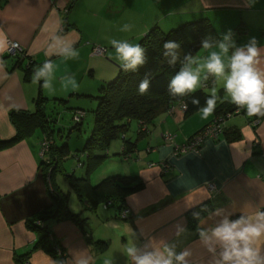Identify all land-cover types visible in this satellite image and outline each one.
I'll return each instance as SVG.
<instances>
[{
  "label": "crops",
  "instance_id": "obj_1",
  "mask_svg": "<svg viewBox=\"0 0 264 264\" xmlns=\"http://www.w3.org/2000/svg\"><path fill=\"white\" fill-rule=\"evenodd\" d=\"M199 19H207L218 35L231 29L240 44L255 36L264 45V0L254 5L248 0H0V45L14 41L25 52L20 60L0 52V140L18 134L13 111L36 115L41 108L46 115L49 102L73 97L78 100L76 108L87 103L89 108L94 106L93 111L96 103L88 96L98 94L121 68L111 40L138 43L153 27L168 32ZM53 37L73 42L78 57L65 60L53 54L61 46ZM94 46H101L103 55H94ZM198 53L206 55L204 50ZM259 60L264 69V51ZM46 61L54 66L57 77L54 95L48 94L42 82L33 81L35 69ZM68 77L75 78L76 87L61 86ZM212 86L208 83L204 92L208 94ZM218 95L223 97V89ZM229 104L218 102L217 107ZM215 116L214 112L205 120L198 110L166 112L147 125L142 135L137 133L138 122L131 121L133 133L125 139L136 142L132 159L118 155L120 144H114L116 149L107 152L90 180L95 186L106 177L125 175L140 178L143 187L125 196L120 211L114 203L91 209L77 196L75 208L70 209L74 193L68 186V206L75 217L45 221L54 239H50L52 246L61 251L56 253L39 244V234L29 225L52 204L39 170L43 135L32 138L40 125L12 145L0 146V264H18L17 258L28 252L30 264H106L112 259L113 264H126L120 250L128 245L133 231L140 247L175 242L178 250L191 249L194 264H210L211 256L198 240V223L203 220L204 226H210L214 221L208 219L209 213L216 208L236 211L238 216L240 211L264 206V116L233 114L225 121V131L237 130L238 139L228 140L222 134L204 140L197 151L175 152V145L186 144ZM168 132L173 134L171 142L163 136ZM124 148L123 144L121 152ZM210 184L216 186L215 191L209 189ZM205 204L213 208L195 220L192 210ZM125 209L130 210L128 219L120 217ZM177 225L187 229L180 237ZM59 256L62 262H57Z\"/></svg>",
  "mask_w": 264,
  "mask_h": 264
},
{
  "label": "clouds",
  "instance_id": "obj_2",
  "mask_svg": "<svg viewBox=\"0 0 264 264\" xmlns=\"http://www.w3.org/2000/svg\"><path fill=\"white\" fill-rule=\"evenodd\" d=\"M254 5L256 0H248ZM126 27V26H125ZM58 52L65 60L76 59L79 55L73 42L60 41ZM115 50V59L126 72H137L147 63L146 49L139 43L128 39H113L109 42ZM163 57L168 66L179 69L169 79L167 90L170 96L191 98V104L198 107L201 118L207 120L213 115L217 104L227 101L243 110L248 117L264 116V69L259 67L260 56L264 45L257 37L252 36L246 43L237 42L231 29L219 36L207 35L202 39L200 48L206 55L198 52H184L181 42L167 40L163 44ZM7 48L0 45V52ZM48 53L46 52V55ZM54 66L45 62L35 69L33 81L42 86L48 94L57 92ZM212 87L206 96L203 106L199 97L194 95L198 90ZM76 87L74 77L61 81L62 87ZM151 85L149 75L140 81L138 93L144 95ZM223 89V97L218 91ZM185 109L188 104L185 103ZM209 198L211 193H209ZM228 211L216 208L209 213L208 219H213L210 226H204L201 220L197 226L198 240L211 256L210 264H264V206L256 205L248 213ZM235 216V218H233ZM187 229L177 225L176 236H182ZM136 233L133 231L126 247L120 250L126 257V264H194L192 251L189 248L178 250L175 242H164L161 247H151L146 244L140 247L136 243ZM113 264V259L106 262Z\"/></svg>",
  "mask_w": 264,
  "mask_h": 264
},
{
  "label": "trees",
  "instance_id": "obj_3",
  "mask_svg": "<svg viewBox=\"0 0 264 264\" xmlns=\"http://www.w3.org/2000/svg\"><path fill=\"white\" fill-rule=\"evenodd\" d=\"M207 35L219 36L213 25L207 19L188 21L168 32H163L160 28L153 27L138 42L147 50V63L137 72H126L120 68L117 76L102 86L98 94L95 96H88L96 102V107L92 112L93 129L87 137L83 148L87 153L86 175L83 177H76L75 175L69 176L72 177V180L69 181V188L75 196H77L78 200L87 201L91 209L96 208L100 203H114L121 211L125 196L143 187L140 178L125 175L106 177L97 185L91 186L88 182V176L91 170H95L97 165L105 161L108 157L107 152L114 139L122 137L124 140L125 148L120 154L122 157L127 155V153L124 152L125 149L129 151V154L134 152L136 142L125 139L131 121L138 122L139 127L137 133L142 135V127L151 124L158 116L166 113L169 108L180 102L188 104L186 110L187 114H191L198 110L197 106L191 104L190 97L179 98L169 95L167 85L171 76L179 69V64H177L175 68L167 65L163 57V44L167 40H176L181 42L184 52H193L195 54L202 50L199 49L200 44L202 39ZM17 59L20 60L21 58L17 57ZM146 74L151 78V85L146 94L140 95L138 93V86ZM210 82L211 81L208 83ZM194 95L199 97L201 106H203L208 94L198 90ZM62 101L65 102V100ZM38 104H40V101H38ZM222 108L221 106L216 108L215 117H219V114L222 113L223 110L225 114L230 113L231 115L237 114L235 113L237 110H239V113L244 112L233 104L224 107L222 112H220L219 110ZM75 109L82 108H74V110ZM74 110L72 119H75L76 116ZM38 111L36 115L13 111L12 119L18 130V134L13 139L0 140V146H9L22 139L24 133H28L38 119L41 121L42 118L44 122L47 118V114L45 115L41 108ZM82 123L83 121H76L74 128L80 130ZM39 125L42 129L46 127L42 123ZM226 130L227 131L224 130V135L228 140L239 138V132L237 130ZM55 148L63 157L67 158L70 154L67 144L62 147H59L57 144ZM43 163L45 162L43 161L42 164ZM52 198V205L39 213L35 219H32L29 225L31 229L39 233V244L43 245L46 250L55 251L56 253L55 246L53 247L50 242V229L46 226L45 221L48 219H73L75 215L71 213L69 209L68 196L66 194L60 195L59 193L56 197L52 195ZM212 208L213 206L211 204H205L202 207L192 210L191 213L195 215V220H199L205 212L210 211ZM30 253L31 252H28L22 257H18V264H30ZM58 261L62 262L60 256L57 258V262Z\"/></svg>",
  "mask_w": 264,
  "mask_h": 264
},
{
  "label": "rangeland",
  "instance_id": "obj_4",
  "mask_svg": "<svg viewBox=\"0 0 264 264\" xmlns=\"http://www.w3.org/2000/svg\"><path fill=\"white\" fill-rule=\"evenodd\" d=\"M6 48H7V45H6ZM20 51H22L21 56L24 57L25 52H24V48L22 46H21ZM98 53L99 52L96 51L93 54L96 56H100V54H98ZM8 56H15V55L8 53ZM72 99H74V101H72ZM72 99H70L69 101H65V102L62 100H53L52 103L49 102V106H48L49 110H48L47 118H46L47 121L45 119V121L43 122L42 118H41V121L38 119L34 123V126H38L40 123H42L43 125L46 126L43 129V134L41 132L42 128L41 129L39 128V129L35 130L34 134H32V138L35 139L38 135L39 136L43 135V138L40 141L39 170H40L42 177L45 180V185L47 186V193H48L49 197L51 198V201L53 199L52 195L55 197L59 193H60V195L61 194H63V195L66 194L67 196L69 195V193H67L68 192L67 190H68V186H69V181L72 180V177H69L70 175H75V176L76 175H83V174L86 175V164H87V157L86 156H87V153L83 150V148H84L87 137L90 135V133L93 129V117H92L93 111L91 109L94 106L92 108L91 107L89 108L88 105H86L87 104L86 103L84 105L85 107L79 106V108H82V109H75L74 110L73 108H76L74 106V103L78 100L75 99V97H73ZM87 100L93 101L92 99H87ZM184 104L185 103L180 102V103L172 106L171 108H169V110L167 112L169 114H173L178 109L182 112H186L187 109L186 110L184 109ZM73 110L76 113L75 119H72ZM224 114L220 113L219 115L221 116ZM85 116H87V117H85ZM254 120H258V119H254ZM76 121H83L82 125L80 126V130H76L74 128ZM141 130H142V133H145L147 131V128L142 127ZM132 133H133V128L130 127L129 131L126 133V135L130 136V135H132ZM163 136H164V138H166V136H169L168 137L169 140L166 138L165 139L166 141L167 140L169 142L173 141V134H171L170 132L165 133ZM57 144L59 147H62L65 144L68 145L70 154L67 156V158L63 157V155L60 154L58 152V150L55 148ZM114 144H115V146H118L120 144L119 150L117 153L118 155H120L121 154V148L124 144V140L122 139V137H120L118 139H114L111 142V145H110L108 151H114L116 149V148H113ZM176 146L177 145H175L174 147H176ZM174 149L176 150V148H174ZM124 152L127 153V155L123 156L125 159H127V160L132 159L131 153L130 154L128 153L129 151H126V149H125ZM110 154H111V156H113L114 152H111ZM117 154H115V156H117ZM43 161L45 163L42 164ZM103 163H104V161L100 162L96 168H99ZM80 170H83L82 174H79L80 172H78V171H80ZM94 171L95 170H93V171L91 170L89 172L88 182L90 185H91L90 177L92 176ZM57 181L60 182L63 191H61L60 188L57 186V183H56ZM74 199H76L75 195L71 194L70 195V202H69L70 209L75 208V203H73ZM107 204H109V203H107ZM87 205H88V203H87ZM35 217H33L32 219H35ZM29 224H30V222H29ZM51 238L53 239V236H51L50 239ZM53 241H54V239H53Z\"/></svg>",
  "mask_w": 264,
  "mask_h": 264
},
{
  "label": "built area",
  "instance_id": "obj_5",
  "mask_svg": "<svg viewBox=\"0 0 264 264\" xmlns=\"http://www.w3.org/2000/svg\"><path fill=\"white\" fill-rule=\"evenodd\" d=\"M18 50V51H17ZM21 46L19 43L14 42V41H8L7 42V53L15 55L14 57H22L21 53ZM98 51L101 55L104 53V49L100 46L94 47L93 53ZM97 54V55H98ZM185 105V104H184ZM185 109V107H184ZM186 110V109H185ZM235 113H239V110H237ZM232 116L230 113L226 114L225 116H219L216 117L210 124L206 125L201 131L196 133L190 140L188 141L187 144H184L183 146H176V153H183L187 151H197L200 145L204 142V140L208 139H218L222 134H224V129H225V121L227 118ZM169 136H166L168 139ZM169 140V139H168ZM209 189L211 190H216V186L214 184H210ZM110 204V203H109ZM108 204V205H109ZM130 213L129 209H125L120 213V217L123 219L128 217V214ZM56 251H60L58 247H55Z\"/></svg>",
  "mask_w": 264,
  "mask_h": 264
},
{
  "label": "bare ground",
  "instance_id": "obj_6",
  "mask_svg": "<svg viewBox=\"0 0 264 264\" xmlns=\"http://www.w3.org/2000/svg\"><path fill=\"white\" fill-rule=\"evenodd\" d=\"M193 136H194V135H193ZM193 136H192V137H193ZM192 137H191V138H192Z\"/></svg>",
  "mask_w": 264,
  "mask_h": 264
}]
</instances>
